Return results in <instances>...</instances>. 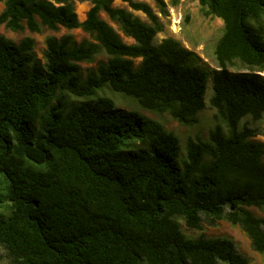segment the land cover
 <instances>
[{
	"label": "trees",
	"instance_id": "trees-1",
	"mask_svg": "<svg viewBox=\"0 0 264 264\" xmlns=\"http://www.w3.org/2000/svg\"><path fill=\"white\" fill-rule=\"evenodd\" d=\"M84 1V0H80ZM0 0L12 31L80 28L90 39L0 35V249L8 264H252L226 236H187L224 219L264 254V0H197L222 21L216 68L163 30L145 1ZM158 13L178 0H153ZM104 12L125 42L105 19ZM100 53L105 59L83 68ZM240 66L246 70H232ZM210 78L212 93L204 100ZM108 89L183 125L213 109L206 138L179 137L138 110L115 106ZM94 97V98H92ZM75 98H84L76 100ZM89 98V99H88ZM86 99V100H85ZM2 256L0 255V258Z\"/></svg>",
	"mask_w": 264,
	"mask_h": 264
},
{
	"label": "rangeland",
	"instance_id": "rangeland-1",
	"mask_svg": "<svg viewBox=\"0 0 264 264\" xmlns=\"http://www.w3.org/2000/svg\"><path fill=\"white\" fill-rule=\"evenodd\" d=\"M75 11L78 15L79 20H82L85 16V12L90 6L87 0H73ZM147 2L152 9L159 15L163 30L159 31L155 36V41H159L165 36H172L179 40L182 46L193 51L200 58L199 64L203 68L214 69L216 68V60L213 55V46L220 35L222 28V21L215 17H204L199 9L197 0H178L175 6L168 5V15L162 16L158 13L153 0H141ZM169 2V0H164ZM114 6L124 7L130 10L133 14L137 15L141 20L148 22L147 17L144 13L139 10L131 9L125 2L120 0L113 1ZM3 9V4L0 2V12ZM100 17L105 19L112 27L119 33L121 39L125 42H133V39L125 36L118 28L117 24L111 21L104 12H100ZM71 34L76 41L82 39H90L87 32H84L80 28L67 29L65 27H59L56 30L48 29L43 27L39 32H31L27 28H23L19 31H12L5 26L4 23H0V35L8 38L9 40L17 43L24 36H31L34 39L33 51L38 58L43 57V51L45 48V39L49 35H55L57 37L64 34ZM105 59V55L100 53L90 63L81 62L80 65L85 67H94L98 60ZM232 70H246L240 66L231 67ZM264 76V71L260 72ZM212 93L210 78L206 82L204 100L206 103L209 101V97ZM97 96H108L114 100L115 106L134 109L139 112L159 120L162 122L164 127L175 133L180 140L181 154H184V144L187 138L195 137L196 135L201 138H206L208 130L213 126L212 113L213 109L207 106L198 113V121L196 124L188 126L183 125L174 120L167 112L165 113H154L148 110L139 108L129 98L122 97L119 93L111 92L108 89L98 90ZM94 98V97H92ZM76 100H84V98H75ZM89 99V98H88ZM86 100V99H85ZM259 129V133L254 136V139L264 142V118L254 123ZM264 160V156H263ZM249 209L259 217L264 218V213L254 207ZM182 231L187 236H197L200 233L206 236H226L231 238L237 250L244 254L252 264H264V254H260L254 251L250 246L249 238L243 232L238 224H231L224 219L216 220L215 224L203 223L201 229L188 228L180 221ZM3 251L0 249V264H8L6 259L3 257Z\"/></svg>",
	"mask_w": 264,
	"mask_h": 264
}]
</instances>
